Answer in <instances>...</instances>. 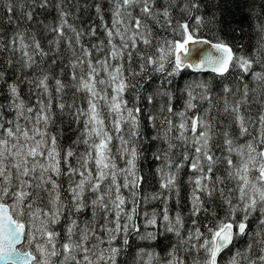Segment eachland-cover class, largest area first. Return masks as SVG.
I'll list each match as a JSON object with an SVG mask.
<instances>
[{
	"label": "snow or ice",
	"instance_id": "1",
	"mask_svg": "<svg viewBox=\"0 0 264 264\" xmlns=\"http://www.w3.org/2000/svg\"><path fill=\"white\" fill-rule=\"evenodd\" d=\"M254 4L0 0V264H264Z\"/></svg>",
	"mask_w": 264,
	"mask_h": 264
},
{
	"label": "trees",
	"instance_id": "2",
	"mask_svg": "<svg viewBox=\"0 0 264 264\" xmlns=\"http://www.w3.org/2000/svg\"><path fill=\"white\" fill-rule=\"evenodd\" d=\"M241 3L244 4L245 0H241ZM246 3L252 4V0H246ZM260 4H261V0H255L254 10L256 12H259ZM232 11L236 12V9L232 8ZM227 19L231 21L233 17L229 16ZM235 20L239 21L240 23L239 25L233 24V27H237V26L242 27L245 30L246 42H248V40L250 39L251 43L254 44L257 38V34L254 31V27H253L256 22V17L254 15H251V13L249 12V8L247 6H244L242 12L235 16ZM226 31H227V27H226ZM148 166H149V163L145 162L144 167L147 169Z\"/></svg>",
	"mask_w": 264,
	"mask_h": 264
}]
</instances>
